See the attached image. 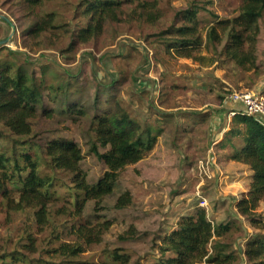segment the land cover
I'll use <instances>...</instances> for the list:
<instances>
[{"label":"rangeland","instance_id":"1","mask_svg":"<svg viewBox=\"0 0 264 264\" xmlns=\"http://www.w3.org/2000/svg\"><path fill=\"white\" fill-rule=\"evenodd\" d=\"M78 3L44 0L34 10L41 14L53 11L56 23H71L77 28L85 22L76 15ZM241 4L242 0H157L162 12L159 20H123L109 26L97 40L66 52L70 32L63 27L55 28L41 48L24 47L29 40L21 31L28 17L16 0H0V14L14 24L13 29L0 19V39L12 34L11 48L27 51L35 59L43 58L46 73L34 64L39 78L50 84L58 82L55 75L61 80L67 79V73L76 75L73 97L66 101H62V93L53 100V96L45 97V105L53 107L54 112L47 117L39 108L35 129L43 140L58 137L76 141L84 154L80 165L89 182H96L107 170L106 164L89 151L88 129L97 96L104 103L114 95L134 118L152 125L156 134L153 148L120 171L113 191L100 201L87 200L78 217L73 215L75 190L68 171L56 175L54 190L58 198L50 205L49 215L53 221L39 225L33 209L0 211L1 248H21L28 237H33V255L45 256L40 255L42 249L76 239L72 225L82 222L97 228L108 220L112 224L102 231L100 241L88 245L80 259L91 264H152L158 254L159 237L169 233L183 215L202 206L213 222H234L222 239L232 242L244 257L246 237L258 230L235 207L249 168L245 165L241 170L230 158H224L232 149V141L242 142L236 136L226 141L225 134L236 126L229 115L231 106H235L229 95L235 90L264 93V13L259 19L256 68L236 66L212 46L201 45L194 50L195 59L178 56L167 48L168 35H159L173 24L178 10L194 6L198 9L199 32L205 39L217 18L233 17ZM202 55L204 58H199ZM69 100L83 105L86 113L64 111ZM127 190L132 195L131 203L117 208V198ZM257 211L264 217V200ZM56 232L60 240L52 236ZM114 248L128 253V262L114 260L108 253Z\"/></svg>","mask_w":264,"mask_h":264},{"label":"trees","instance_id":"2","mask_svg":"<svg viewBox=\"0 0 264 264\" xmlns=\"http://www.w3.org/2000/svg\"><path fill=\"white\" fill-rule=\"evenodd\" d=\"M43 1L16 0L25 13L23 15L28 17L21 32L30 42H25L24 47L41 48L55 28L63 27L70 32L64 50L73 51L97 40L109 26L123 20L155 22L162 17L157 0H79L76 15L85 22L74 28L71 23H56L53 11L37 13L34 7ZM263 13L264 0H242L238 14L217 18L204 39L198 29V9L190 6L178 10L173 24L159 35H168L167 48L173 49L178 56L195 59L194 50L201 45L212 46L236 66L256 68L259 19ZM42 62L43 58L35 59L27 51L0 46V211L33 209L39 225L51 220L50 205L58 198L54 188L59 171L71 173L75 190L73 215L78 217L87 200L100 201L110 194L120 171L142 159L156 141L153 126L134 118L114 95L104 103L97 96L88 129L89 151L106 164L107 170L96 182H89L87 172L80 165L84 154L76 141L58 137L43 140L35 129L39 108L45 116L53 115V107L45 105L46 96H53L50 99L53 100L62 93V101H66L76 90L74 73H67L65 80L55 75L58 82L50 84L39 78L34 64H38L44 74L47 65ZM79 105L77 101L69 100L63 110L84 115L86 111ZM232 121L236 126L226 130V141L231 142L236 136L242 142L235 144L232 141V149L224 157L242 162L251 171L246 180L247 189L236 200L235 207L239 215L258 229L246 237L244 257L239 255L232 242L222 239L231 231L234 222L215 223L208 217L206 208L198 206L193 213L183 215L169 233L159 237L158 254L152 264H264V217L257 211L264 200V121L242 113L235 114ZM131 201V192L127 190L117 198L115 206L123 208ZM111 224L105 220L97 228L82 222L72 225L71 233L76 239L59 241L56 246L42 249L40 255L45 253V256L33 255V237H28L21 248L0 247V264H91L80 259V255L88 245L99 242L102 231ZM54 234V239L60 240L58 233ZM108 253L122 263L129 260L128 253H122L118 248Z\"/></svg>","mask_w":264,"mask_h":264},{"label":"built area","instance_id":"3","mask_svg":"<svg viewBox=\"0 0 264 264\" xmlns=\"http://www.w3.org/2000/svg\"><path fill=\"white\" fill-rule=\"evenodd\" d=\"M229 98L240 104L239 108L230 110V116L242 113L264 121V93L251 90H235L229 95Z\"/></svg>","mask_w":264,"mask_h":264},{"label":"water","instance_id":"4","mask_svg":"<svg viewBox=\"0 0 264 264\" xmlns=\"http://www.w3.org/2000/svg\"><path fill=\"white\" fill-rule=\"evenodd\" d=\"M0 18H2L4 21L8 22L14 29L13 22L4 14H0ZM11 35H8L7 37L0 39V46H9V42H11Z\"/></svg>","mask_w":264,"mask_h":264},{"label":"crops","instance_id":"5","mask_svg":"<svg viewBox=\"0 0 264 264\" xmlns=\"http://www.w3.org/2000/svg\"><path fill=\"white\" fill-rule=\"evenodd\" d=\"M233 105H235V106H231V109H234V108H239L240 106H237V103H232ZM217 117H219V116H217ZM220 118V117H219ZM232 119V118H231ZM230 119V120H231ZM215 139V138H214ZM219 139V138H218ZM224 158H226V157H224ZM230 162H232V163H236V164H238L242 169L241 170H243V168H245L244 166H245V164H243L242 162H239V161H236V160H233V159H231L230 160ZM245 170V169H244ZM250 170H249V175H250ZM248 175V176H249ZM246 180H248V178H246V179H244L243 180V184H244V186H243V188L241 189V192H240V195H241V193L243 192V191H245L246 189H247V185H246ZM238 195V194H237ZM240 195H238V197H240Z\"/></svg>","mask_w":264,"mask_h":264}]
</instances>
